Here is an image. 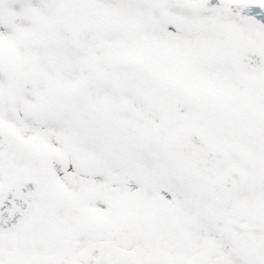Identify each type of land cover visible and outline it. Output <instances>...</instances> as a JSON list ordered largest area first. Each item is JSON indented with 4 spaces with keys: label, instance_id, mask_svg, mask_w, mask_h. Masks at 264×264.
Wrapping results in <instances>:
<instances>
[{
    "label": "snow or ice",
    "instance_id": "1",
    "mask_svg": "<svg viewBox=\"0 0 264 264\" xmlns=\"http://www.w3.org/2000/svg\"><path fill=\"white\" fill-rule=\"evenodd\" d=\"M0 264H264V0H0Z\"/></svg>",
    "mask_w": 264,
    "mask_h": 264
}]
</instances>
